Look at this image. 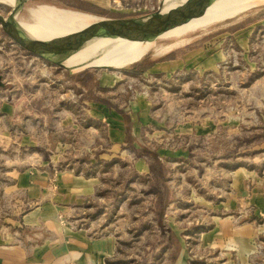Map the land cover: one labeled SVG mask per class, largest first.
<instances>
[{
    "label": "rangeland",
    "instance_id": "obj_1",
    "mask_svg": "<svg viewBox=\"0 0 264 264\" xmlns=\"http://www.w3.org/2000/svg\"><path fill=\"white\" fill-rule=\"evenodd\" d=\"M102 1L106 6H96L87 0H0V15L6 19L13 16L26 32L48 42L54 36L55 29L68 32L79 30L97 21L98 17L141 19L157 11L163 2ZM248 1L216 0L210 6L231 7L225 18L218 21L208 19L199 24L186 22L156 39L155 44L138 61L111 69L91 66L74 69L65 65L69 56L83 46L52 48L36 55L14 43L0 27V102L8 101L14 107L12 116L5 120V128L12 135L11 138L16 139V143L7 147L5 143L0 144V197L2 187L10 182L6 175L8 166L21 171L28 165L47 163L51 169L75 166V169H88L90 172L93 169L104 171L102 177L106 188L101 195L102 200L96 202L99 206L94 208V215L98 217L99 225L110 223L109 229L118 234L116 260L120 264H171L182 245L186 248V262L189 264L246 262L245 257L229 250L201 248L200 233L208 230L211 223L200 226L193 224H199L198 221L202 219L210 221L211 216L224 219L234 214L226 203L221 209H217L213 203L218 194L221 201L227 200L231 179L228 173L237 166L261 169L264 165L263 149L260 147L263 133L260 125L264 118V24L261 26L263 29L253 34V46L247 56L242 55L235 46L228 47L229 57L216 68L218 72L203 71L204 68L195 65L194 69L182 68L167 76L165 73L148 72L147 66L157 57L197 50L206 41L255 22L257 17L264 21V3L249 5ZM175 4V0L168 2L169 6ZM13 7L15 10H12ZM75 13L95 17H81ZM196 16L197 13H194L187 20ZM228 23L233 24L222 27ZM178 41L179 45L156 53V48ZM213 47L210 45L209 49ZM133 66L136 67L131 68ZM127 69L131 73L122 77L113 88L99 91L103 94L96 90L88 96L94 101L103 98L118 107L127 108L130 103L138 102L137 99L148 103L150 108L154 107L160 121L168 127L161 135L162 146H186L182 138L179 140L175 136L173 129L184 120L216 117L226 125L220 127L216 139L192 138L186 147L192 153L187 158H177V173L168 174L167 166L161 165L158 180L145 179L132 172V160L128 157L110 158L109 162L103 164L94 154L88 156L85 152H79L84 147L97 151L107 148V141H100L102 131L86 130L87 113L82 103L86 98L84 92L87 93L88 87H96L104 73ZM117 75L121 77L119 73ZM69 118L75 119L80 126L73 130L62 125ZM232 119L239 121L237 134H232L229 127ZM24 136L33 139L31 148L23 145L21 137ZM59 142L68 145L66 149L62 148V153L59 150L61 147L57 148ZM149 144H152L150 139L145 142V147ZM90 159L98 163L90 165ZM166 160L170 161L168 158ZM115 166L125 169H121L119 174L118 169H112ZM216 187L221 189L222 194ZM155 191L158 196L153 208L159 216L167 213L182 216L185 213L187 222L191 223L190 228L195 227L192 234L187 231L183 234L181 242L168 227L160 233L144 220ZM186 204H189L188 209L182 212ZM13 210L4 201L0 218L10 217ZM16 210H24V207L19 206ZM102 212H105L104 216ZM141 214L143 222L135 216ZM243 232L240 230L239 235ZM224 244L226 247L233 245L230 241ZM253 245L257 248L251 259L253 264H264V250L260 248L263 244L256 240ZM247 258L250 259V256Z\"/></svg>",
    "mask_w": 264,
    "mask_h": 264
},
{
    "label": "crops",
    "instance_id": "obj_2",
    "mask_svg": "<svg viewBox=\"0 0 264 264\" xmlns=\"http://www.w3.org/2000/svg\"><path fill=\"white\" fill-rule=\"evenodd\" d=\"M87 1L96 6H106L102 4V0ZM254 21L206 41L197 50L192 49L181 55L174 54L165 58L157 57L147 66L148 72L171 76L177 70L194 69L196 66L204 68L203 71L218 72L216 68L229 57V46H235L244 56L250 52L254 39L252 36L256 30L263 29L261 26L264 24L261 17ZM232 24H224L222 27ZM210 45H214L211 50ZM130 73L128 69L123 72L104 73L98 79L96 87H88L87 93L84 90L86 98L82 103L87 113V122L84 125L86 130L102 131L100 141H107V148L101 152L95 148L84 147L79 152H85L88 156L94 154L103 164L109 162L110 158L128 157L132 160V172L145 179H157L161 165L167 166L164 168L168 174L177 173V158H187L192 153V150L186 148L192 138L216 139L220 127L226 125L222 119L218 120L216 117L199 118L197 121L184 120L173 129L175 136L179 140L182 138L187 143L186 146H162L161 135L168 127L160 121L158 111L153 110L154 107L150 108L142 99H137L138 102L130 103L126 108L112 105L103 98L94 101L88 96L96 90L103 94L99 91L113 88L122 77ZM9 103L0 102V144L5 143L6 147L16 143V139L14 141L5 128L6 118L14 113V107ZM62 125L74 130L80 123L69 118ZM229 125L231 133L237 134L239 121L234 122L232 119ZM260 127L263 131L260 147L263 149L264 160V118ZM148 139L152 144L145 147ZM21 140L26 147L31 148L34 144L31 136L21 137ZM92 142L94 143L93 138ZM57 146L61 147L59 150L62 153V148L66 149L68 145L59 142ZM167 158L169 162H166ZM94 159H90V165H95ZM6 169L10 182L2 187L0 208L6 201L8 206L15 210L10 217L0 218V264H120L116 260L118 234L109 229L110 223L99 225L98 217L94 215V208L99 206L96 202L102 200L101 195L106 188L102 177L104 171L93 169L94 171L90 172L88 169H75V166L51 169L47 163L28 165L21 171L9 166ZM112 169H118L120 174L121 169L125 168L115 166ZM228 174L231 179L227 200L221 201L218 194L213 203L217 209H221L223 203H226L234 214L224 219L211 216L210 221L202 219L198 221L199 224L193 225L211 223L210 228L207 227L208 230L200 233L201 248L229 250L245 257L247 260L243 264H253L251 259L257 252L253 243L258 240L263 244L260 248L264 250V165L261 169L237 166ZM216 190L221 191L217 187ZM157 196L156 191L152 193L150 210L145 214L144 220L151 224V228L155 226L160 233L168 227L181 242L183 234L186 231L192 234L195 227L190 228L191 223L187 222L185 213L182 216L175 213L159 216L153 208ZM19 206L24 207V210H16ZM188 206L189 204H186L182 212H185ZM101 215L104 216L105 212ZM135 216L143 222L142 214ZM240 230H244L242 235H239ZM228 240L233 245L226 247L224 243H228ZM186 255V248L180 246L176 259L171 264H189L186 262ZM247 256H250V259ZM224 264H227V261Z\"/></svg>",
    "mask_w": 264,
    "mask_h": 264
},
{
    "label": "water",
    "instance_id": "obj_3",
    "mask_svg": "<svg viewBox=\"0 0 264 264\" xmlns=\"http://www.w3.org/2000/svg\"><path fill=\"white\" fill-rule=\"evenodd\" d=\"M212 1L214 0H182L167 10H162L164 3L162 2L157 11L141 19L98 17L99 19L90 25L79 30L53 36L48 42H59L60 45L71 43L77 47L85 46L98 37L107 38L112 36L125 37L134 42L154 41L164 33L185 23L190 15L194 13L199 15L204 7ZM12 10H15V7ZM10 18H13V16ZM0 27L14 43L36 55H41L40 53L43 50L56 48L53 47L54 44L47 46L41 39H33L23 28L11 25L2 15H0ZM59 65L65 67L61 63ZM91 67L97 69L112 68L110 66Z\"/></svg>",
    "mask_w": 264,
    "mask_h": 264
},
{
    "label": "bare ground",
    "instance_id": "obj_4",
    "mask_svg": "<svg viewBox=\"0 0 264 264\" xmlns=\"http://www.w3.org/2000/svg\"><path fill=\"white\" fill-rule=\"evenodd\" d=\"M180 1L182 0H175L176 3ZM215 1L216 0L207 4L199 15H197L192 19L187 20L186 22L199 24L208 19L218 21L220 19L225 18L229 14L231 7L220 6V5L210 6ZM163 2L164 3L162 10H167L168 8L174 6V5L173 6L168 5L169 0H163ZM263 3L264 0L248 1L249 5L263 4ZM7 21L15 27L22 28L18 23H16V21H14L13 18H8ZM66 32H68V30H64V29L53 30L54 36ZM29 36H31L33 39H38L32 34H29ZM155 42H156L155 40L134 42L125 37H114V36L107 38L98 37L95 38L93 41L87 43L85 45L86 47L83 46L79 51L69 56V58L65 62V65H67L68 67H73L74 69L82 68L84 66H110L116 68L118 66L127 65L136 62L144 55V53L148 49H150L155 44ZM179 42L180 41L166 45L165 47L156 48V53L160 54L162 52H166L170 48L176 46L177 44L179 45ZM45 43L47 44V46L48 45L50 46V44L52 45L54 44L53 47L56 48L72 49L75 48L76 46L71 43H66L65 45H60L59 42H55V43L45 42Z\"/></svg>",
    "mask_w": 264,
    "mask_h": 264
},
{
    "label": "trees",
    "instance_id": "obj_5",
    "mask_svg": "<svg viewBox=\"0 0 264 264\" xmlns=\"http://www.w3.org/2000/svg\"><path fill=\"white\" fill-rule=\"evenodd\" d=\"M102 13H103V12H102ZM75 14L79 15L78 13H75ZM79 16H81V15H79ZM83 16H86V17H88V18H94V17H95V16H88V15H83ZM157 206H158V204H157ZM170 236H173V234L170 233Z\"/></svg>",
    "mask_w": 264,
    "mask_h": 264
}]
</instances>
